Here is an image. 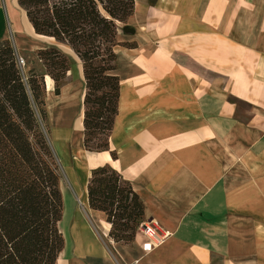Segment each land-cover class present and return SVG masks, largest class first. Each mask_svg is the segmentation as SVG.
I'll list each match as a JSON object with an SVG mask.
<instances>
[{
    "label": "crops",
    "instance_id": "crops-1",
    "mask_svg": "<svg viewBox=\"0 0 264 264\" xmlns=\"http://www.w3.org/2000/svg\"><path fill=\"white\" fill-rule=\"evenodd\" d=\"M0 17L10 32L0 39L17 50L55 46L70 61L58 94L44 74L65 177L54 264H264V0H133L117 28L116 112L102 151L83 145L85 82L73 49L36 33L17 0H0ZM102 165L130 183L146 221L171 233L163 243L144 251L139 234L109 236L87 196Z\"/></svg>",
    "mask_w": 264,
    "mask_h": 264
},
{
    "label": "trees",
    "instance_id": "trees-1",
    "mask_svg": "<svg viewBox=\"0 0 264 264\" xmlns=\"http://www.w3.org/2000/svg\"><path fill=\"white\" fill-rule=\"evenodd\" d=\"M38 34L67 43L83 62V145L88 151L108 150L106 142L90 144L109 115L116 112L118 79L107 62L117 35L115 20L126 22L133 0H17ZM103 49V51H102ZM45 73L23 72L8 39H0V264H54L63 246L58 229L62 199L58 165L52 149L44 106V74L54 92L69 69L67 56L51 46L36 52ZM111 81H114L111 83ZM111 91L90 98V90ZM115 89V93H113ZM88 90V91H87ZM92 102L90 110L88 103ZM39 114V116L37 115ZM110 130V127H109ZM109 135V134H108ZM87 183L89 206L103 211L111 224L109 236L131 243L144 219V206L130 183L109 165L95 167Z\"/></svg>",
    "mask_w": 264,
    "mask_h": 264
},
{
    "label": "rangeland",
    "instance_id": "rangeland-1",
    "mask_svg": "<svg viewBox=\"0 0 264 264\" xmlns=\"http://www.w3.org/2000/svg\"><path fill=\"white\" fill-rule=\"evenodd\" d=\"M115 23H116L117 28H118V26H123V24H124V22H121V21H118V20H115ZM6 30H7L8 36H9L10 35V32H9V29H8L7 22H6L5 19L2 20V18L0 17V37H3L5 35ZM8 41L10 42L11 46L13 47V49L15 51V55H16V58H17V63L20 66V69L23 72H27L29 69L33 68L36 71V73H45V67L41 63V61L38 60L35 52H22V51L17 50V48L15 46V43H14V40L12 39V37L8 38ZM114 43H115V40H114L113 46H112V52L113 53H114V47H115V44ZM102 51H103V49H102ZM19 57L21 59H23V63L22 64H19V60H18ZM67 61H68V66L70 68V61H69V59H67ZM80 63L82 64V72H83V62H82L81 59H80ZM107 65H108V67L111 68V70L107 71L106 73H109V74L110 73H113V70H114V67H115V58L114 57L110 58L108 60V62H107ZM68 70H67V72H68ZM67 72H66V76H67ZM83 77H84V73H83ZM84 82H85V79H84ZM112 82H114V81H111V83ZM85 91H84V94H85ZM107 91H111L109 86H103L100 89H92V90H90V98L89 99L92 100L95 97H99V96L102 95V93H106ZM112 91H113V93H115V89H113ZM43 97H44V93H43ZM83 97H84V95H83ZM106 97H107V95L104 96V98H105L104 100L106 101L105 103H106L107 109H109V111L107 112L108 115H109V118H108L107 123L102 124L103 127H104L103 129L100 130L102 132L100 134L92 135L93 137H91L90 144L91 145H94V146L97 143H100V142H103L104 143L108 139L109 127H110V120H111V116H112L113 109H114V105H115V96H113V98H112V100L110 102H108V99ZM88 107L91 110V109H93V107H96V106L93 105V103L90 101L88 103ZM43 108H44V106H43ZM37 115L39 116V114H37ZM40 122H41V124H42L43 127L45 125L47 127H49L47 118H44L43 121L40 120ZM51 145H52V143H51ZM52 149H53V152H54V155H55L56 163L58 165V174H59L58 187L60 189V184H62V182L64 181V178L65 177H64V172L62 171V168H61L59 159H58V157L56 155V152L54 151L53 145H52ZM91 160H92V158H91ZM95 160L96 159L93 158L92 162H94ZM98 160L99 159L97 158V161Z\"/></svg>",
    "mask_w": 264,
    "mask_h": 264
},
{
    "label": "built area",
    "instance_id": "built-area-1",
    "mask_svg": "<svg viewBox=\"0 0 264 264\" xmlns=\"http://www.w3.org/2000/svg\"><path fill=\"white\" fill-rule=\"evenodd\" d=\"M19 64L23 63V59L19 57ZM142 237L141 247L144 251H151L154 247L163 243L169 236L170 232L161 229L158 224L153 221H146L140 223L136 235Z\"/></svg>",
    "mask_w": 264,
    "mask_h": 264
}]
</instances>
